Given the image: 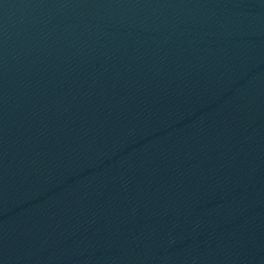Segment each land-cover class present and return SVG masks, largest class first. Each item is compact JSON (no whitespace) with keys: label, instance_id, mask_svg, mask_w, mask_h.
<instances>
[{"label":"water","instance_id":"95a60500","mask_svg":"<svg viewBox=\"0 0 264 264\" xmlns=\"http://www.w3.org/2000/svg\"><path fill=\"white\" fill-rule=\"evenodd\" d=\"M0 264H264V0H0Z\"/></svg>","mask_w":264,"mask_h":264}]
</instances>
